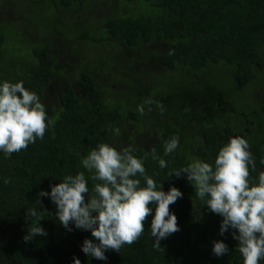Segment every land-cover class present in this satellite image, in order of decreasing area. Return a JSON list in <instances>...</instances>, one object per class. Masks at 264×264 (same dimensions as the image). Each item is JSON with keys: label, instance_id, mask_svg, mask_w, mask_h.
<instances>
[{"label": "trees", "instance_id": "trees-1", "mask_svg": "<svg viewBox=\"0 0 264 264\" xmlns=\"http://www.w3.org/2000/svg\"><path fill=\"white\" fill-rule=\"evenodd\" d=\"M28 14L37 25L26 36ZM211 72L217 77L208 79ZM4 81L37 93L54 126L10 158L0 152V264H74V257L80 264H243L232 238L238 231L220 235L223 218L196 197L187 174H168L194 159L214 166L238 135L255 159L252 180L264 172V0H0ZM172 136L179 146L166 156ZM100 143L132 146L140 159L155 148L167 162L161 169L151 155L144 159L161 190L183 194L170 205L180 231L159 250L149 216L136 243L105 252L106 260L85 255L91 231L66 230L50 197L39 195L80 171L91 195L92 174L81 161ZM28 209L44 212L39 225L47 235L25 242L37 223ZM217 241L228 253L214 255Z\"/></svg>", "mask_w": 264, "mask_h": 264}, {"label": "clouds", "instance_id": "clouds-1", "mask_svg": "<svg viewBox=\"0 0 264 264\" xmlns=\"http://www.w3.org/2000/svg\"><path fill=\"white\" fill-rule=\"evenodd\" d=\"M144 103L153 101L149 99ZM157 107L163 112L162 104L157 103ZM138 111L144 114V106H139ZM50 126H54V121L49 119L37 93L26 89L23 81L0 83V152L6 158L26 150L37 139L42 140ZM113 131L119 135V129ZM178 146L179 137L172 136L164 144V155L174 153ZM249 149L246 139L229 138L219 150L214 166L194 159L168 175L187 174L196 197L204 201L212 213L223 218L220 235L230 228L238 231L232 238L238 241L243 264H260L264 261V172L259 173L258 181L252 180L251 172L256 170V165ZM135 151L132 146L117 150L107 143H100L91 150L81 161L83 169L92 174L91 195L84 171L66 175L62 182L51 187L50 193H39L41 197H50L56 205V215L66 230L72 231L69 225L74 224L77 229L91 231L93 240L86 239L81 249L85 255L106 260L105 252H120L124 246L136 243L144 234L149 216L156 250L161 248L162 239L180 231L170 205L183 194L175 187L168 192L161 190L162 183L158 185L144 166L148 155L158 161L161 169L167 167V162L156 154L155 148L146 153L144 159L137 158ZM10 182V178L4 180L5 184ZM43 213L28 209V217L36 218L37 223L31 224L25 242L37 235H47L39 225ZM212 251L220 257L229 249L225 243L217 241ZM73 259L74 264H80L79 259Z\"/></svg>", "mask_w": 264, "mask_h": 264}, {"label": "rangeland", "instance_id": "rangeland-1", "mask_svg": "<svg viewBox=\"0 0 264 264\" xmlns=\"http://www.w3.org/2000/svg\"><path fill=\"white\" fill-rule=\"evenodd\" d=\"M34 16H35V14H28V17H29V19L27 18H24V20H25V25L26 26H29V28L30 29H25V31L23 32L24 33V35H26V36H29V34H31V30H34V26L35 25H37L34 21L36 20L37 21V17H36V19L34 18ZM34 19V20H33ZM78 22H81V23H83L84 25L87 23L86 21H85V19H80ZM27 38L26 37H23L22 38V40H26ZM82 56H83V58L84 57H87V56H89V53L88 52H84V51H82ZM214 76H216L215 74H214V72H211L210 74H208V79H211L212 77H214ZM217 77V76H216ZM165 78L166 79H169V80H172V78H171V75L169 74V73H166L165 74ZM181 79H184V77L182 76V78ZM217 79H219V78H217ZM186 80H187V78H186ZM116 88L118 89L119 87H118V85H116ZM236 102H238V101H236Z\"/></svg>", "mask_w": 264, "mask_h": 264}, {"label": "flooded vegetation", "instance_id": "flooded-vegetation-1", "mask_svg": "<svg viewBox=\"0 0 264 264\" xmlns=\"http://www.w3.org/2000/svg\"><path fill=\"white\" fill-rule=\"evenodd\" d=\"M233 137H234V138H235V137H241V135H238V136H233ZM263 262H264V261H263Z\"/></svg>", "mask_w": 264, "mask_h": 264}]
</instances>
